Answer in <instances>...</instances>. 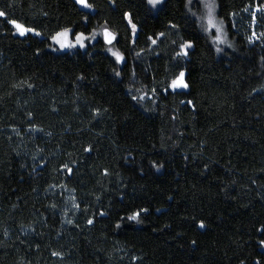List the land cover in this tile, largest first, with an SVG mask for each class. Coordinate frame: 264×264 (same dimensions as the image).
Listing matches in <instances>:
<instances>
[{"label":"trees","instance_id":"1","mask_svg":"<svg viewBox=\"0 0 264 264\" xmlns=\"http://www.w3.org/2000/svg\"><path fill=\"white\" fill-rule=\"evenodd\" d=\"M88 3L0 0V264H264V0H216L221 56L196 0ZM65 28L117 40L52 50Z\"/></svg>","mask_w":264,"mask_h":264},{"label":"snow or ice","instance_id":"2","mask_svg":"<svg viewBox=\"0 0 264 264\" xmlns=\"http://www.w3.org/2000/svg\"><path fill=\"white\" fill-rule=\"evenodd\" d=\"M200 2L203 3V6L206 10L205 16L201 17L200 19L205 21L207 24V27L204 29L205 31H211L212 29H215V36H214V42L217 44H223L225 43V33L224 29L222 27L223 21H218L216 18V3L215 0H200ZM76 3L81 5L84 8H92V5L88 3V0H76ZM147 3L151 5L152 7H156L157 5H160L163 3V0H147ZM189 5L192 3V0H188ZM264 10V9H262ZM0 17H6V13L4 11H0ZM125 18L128 20V23L131 24L132 30H133V35L136 33V25L132 22L131 19V14L130 13H125ZM9 24H11L17 31V33L20 36H25L28 33H33L34 35H41L40 32L35 31L33 28L25 27L24 25L18 23L14 19H9L7 21ZM103 37H104V42L108 45H112L114 41L117 40L116 34L111 32L109 29L104 28L103 29ZM163 35V33H161ZM255 35V33H253ZM70 36L72 39H70ZM97 36L96 32H93L90 36L85 35L84 32H73L71 29L65 28L64 30L57 32L55 35L51 37V40L58 44L60 49H72V48H85L86 41L90 40H95ZM151 39V37L149 38ZM153 43H155V40H152ZM193 45L189 43H185L181 45L182 51L177 53L178 56L183 55L187 56L188 52L186 49L191 48ZM231 46V45H229ZM222 49H217V51H221ZM116 59L118 63H121L124 61L123 55H121L117 51H113L111 47L107 49ZM117 75H120L119 72L116 73ZM170 88L173 90L176 89H186L188 88V84L185 82V73L181 71L179 75L172 80L171 84L169 85ZM135 99V97H133ZM143 99V97H141ZM191 103V101H189ZM90 150V149H86ZM69 172H71V169H69ZM78 207V206H77ZM142 211H147L146 209H143ZM140 212L133 213L132 215L128 216L127 219L129 220H134L139 222L140 220ZM89 223H92L90 220ZM120 225H117L119 227ZM200 228L204 227V223L201 221L198 225ZM260 231H264V229H260ZM260 246L264 247V240L260 241ZM257 264H260L259 261H257Z\"/></svg>","mask_w":264,"mask_h":264},{"label":"rangeland","instance_id":"3","mask_svg":"<svg viewBox=\"0 0 264 264\" xmlns=\"http://www.w3.org/2000/svg\"><path fill=\"white\" fill-rule=\"evenodd\" d=\"M76 1V0H75ZM164 1V0H163ZM200 6H201V12H200V15L198 16V23H199V26L202 30V32L204 33V35L209 39L212 47L214 48L217 56H221V54L227 50V49H230V42L227 38V34H226V30H225V26L224 24L222 25L223 29H224V33H225V43L223 44H217L214 42V36H215V29H212L211 31H205L204 29L207 27V24L205 21L201 20L200 18L205 16L206 14V10L203 6V3L200 2V0H196ZM215 3H216V0H215ZM149 5V4H148ZM162 4L160 5H157L156 7H152L151 5H149L151 7V9L153 10H158L160 7H161ZM78 6L81 8V9H84V10H90L89 8H84L82 7L81 5L78 4ZM264 7H255V8H249L247 10H245L243 16L241 17V21L245 22L246 23V26L244 27L245 28V32H246V35H247V39L250 43H256V42H259L260 41V27H261V24L262 22L264 23ZM216 18L218 21H220L217 17V5H216ZM245 19V20H244ZM14 28V27H13ZM15 30V33H17L16 29L14 28ZM93 32H96L97 33V36H96V39L95 40H90V41H86V45L87 44H93L94 42H96L99 38L102 39L103 38V32L102 31H93ZM92 32V33H93ZM91 33V34H92ZM253 33H255V35H253ZM33 34V33H31ZM90 34V35H91ZM19 35V34H18ZM89 35V36H90ZM70 39H72V37L70 36ZM51 44H52V50L54 51H59V52H66V51H73V50H76V49H85V48H79V47H76V48H72V49H60L59 45L54 43L52 40H51ZM222 49L221 51H217V49ZM190 49V48H188ZM110 53V52H109ZM111 54V53H110ZM112 55V54H111ZM113 56V55H112ZM114 57V56H113ZM115 58V57H114ZM176 90H181V89H176Z\"/></svg>","mask_w":264,"mask_h":264},{"label":"bare ground","instance_id":"4","mask_svg":"<svg viewBox=\"0 0 264 264\" xmlns=\"http://www.w3.org/2000/svg\"><path fill=\"white\" fill-rule=\"evenodd\" d=\"M104 39V38H103Z\"/></svg>","mask_w":264,"mask_h":264}]
</instances>
